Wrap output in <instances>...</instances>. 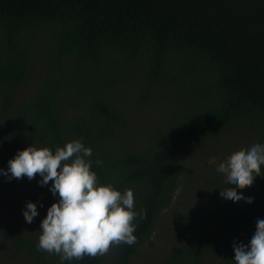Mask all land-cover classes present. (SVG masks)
I'll list each match as a JSON object with an SVG mask.
<instances>
[{
    "label": "trees",
    "instance_id": "trees-1",
    "mask_svg": "<svg viewBox=\"0 0 264 264\" xmlns=\"http://www.w3.org/2000/svg\"><path fill=\"white\" fill-rule=\"evenodd\" d=\"M129 106L160 114L134 136ZM15 107L10 148L81 140L101 184L134 192L137 243L64 264H132L177 197L165 264H235L233 245L250 243L264 175L237 189L251 204L221 197L236 187L223 174L200 176L195 210L180 201L194 159L264 144V0H0V111ZM0 231L29 264H60L5 217Z\"/></svg>",
    "mask_w": 264,
    "mask_h": 264
},
{
    "label": "clouds",
    "instance_id": "clouds-1",
    "mask_svg": "<svg viewBox=\"0 0 264 264\" xmlns=\"http://www.w3.org/2000/svg\"><path fill=\"white\" fill-rule=\"evenodd\" d=\"M91 156L92 149L81 140L67 142L55 151L33 144L8 161L7 171L0 169L9 180L25 176L32 180L39 175L41 186L51 182L50 191L54 197L58 195V201L51 204L41 221L38 250L58 255L60 264L85 256L102 257L114 246L137 243L133 190L121 192L111 183L101 184L92 161L86 159ZM95 163L100 166L102 161ZM262 166L264 144L232 152L217 171L224 175L226 185L236 187H226L220 191L221 197L253 203L254 197L246 198L237 189L251 187L257 176L264 175ZM38 214L37 204L27 202L23 210L26 222L32 223ZM139 215L146 218L144 210ZM233 251L235 264H264V219L256 221L250 243L234 244Z\"/></svg>",
    "mask_w": 264,
    "mask_h": 264
},
{
    "label": "rangeland",
    "instance_id": "rangeland-1",
    "mask_svg": "<svg viewBox=\"0 0 264 264\" xmlns=\"http://www.w3.org/2000/svg\"><path fill=\"white\" fill-rule=\"evenodd\" d=\"M36 81V78L32 77L25 86L17 91L16 100L18 102L24 100L30 94ZM15 109L16 107L6 114L0 111V169L4 171H7L8 161L14 158L18 151L32 146L33 144L39 148L36 142L28 140L19 149H12L9 147L10 122L13 121L15 116ZM127 109L137 118V123H135L136 129L132 132L134 136L145 133V127L149 121L146 117L154 118L160 114L158 107H152L147 112L142 111L143 114L138 111H133L131 106L127 107ZM226 159L224 157L223 161ZM218 164H220V159L217 156L205 157L204 159L196 158L191 162V166L198 165L202 168V171L197 174L195 168L192 167L190 175L188 174L185 179L188 186H186L180 204L184 201L186 203H184V206L187 210H195L197 202L196 194L200 189L198 186L201 183V179L205 175L210 177H219L222 175V173L217 171ZM203 174L205 175L203 176ZM40 180L41 177L39 175L32 180H29L26 176L22 179L12 178L9 180L8 176L0 173V217L7 218L24 236L29 237L37 243L39 242V236L41 234V221L45 218L47 209L51 204L58 201V195L54 197L48 185L41 186L39 184ZM190 182H192V184H190ZM177 198L173 202L171 209L163 212L162 225L158 227L152 236L153 246H145L142 248L139 254L134 257L132 264H165L169 255L173 252L178 239L177 234L169 229L175 225V219H172V213L178 207L175 203ZM29 201L37 204L39 213L32 223H27L23 216V210L26 207V203ZM256 219H264V208L258 211ZM250 230L251 228L247 229L246 236ZM113 250L114 248L112 247L110 251L104 255L105 259H111ZM16 253L17 252H15L10 242L0 231V264H29L25 255H17ZM46 253L50 254L48 252ZM204 264H214V262L212 260H207Z\"/></svg>",
    "mask_w": 264,
    "mask_h": 264
}]
</instances>
